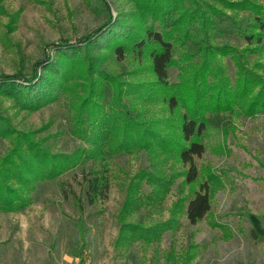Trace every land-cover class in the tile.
Wrapping results in <instances>:
<instances>
[{
	"label": "rangeland",
	"instance_id": "obj_1",
	"mask_svg": "<svg viewBox=\"0 0 264 264\" xmlns=\"http://www.w3.org/2000/svg\"><path fill=\"white\" fill-rule=\"evenodd\" d=\"M195 1L201 7L214 5L223 13V17L214 18L215 45L231 44L240 49L246 46L239 33L247 29L251 15L234 12L225 3L245 0ZM251 1L264 6V0ZM1 5L0 80L9 75L31 76L47 53L51 59L57 57L52 45L59 41L84 47L78 42L108 23V15L112 23L122 13L127 26L140 25L136 6L129 0H3ZM186 5H190L189 0ZM179 14L176 11V16ZM176 20L179 22L178 16ZM148 21L156 29L161 25ZM189 47L176 46L175 52L179 55ZM96 50L90 49L89 54L106 73L118 76L121 81L153 80L145 58L128 54L118 61L99 48ZM259 57L247 54L249 67ZM261 60L264 63V56ZM218 62L228 81L233 82L234 60L219 56ZM180 70V67L169 70L170 83L180 80ZM257 73H264V69ZM109 95L106 91L107 101ZM129 98L124 101L128 103ZM19 105L16 99L0 94V122L24 132L38 131L36 138H45L54 152L71 153L88 148L70 133L71 113L63 94L33 112ZM147 108V119L157 117L159 111H162L159 115L164 113L159 104ZM202 141L205 152L196 158L202 179L206 169L213 170L219 182L213 186L210 211L197 224L189 223L185 214H181L176 229H169L159 240L149 243L136 240L124 247L117 246L121 226L118 214L127 187L132 180L140 181L137 177L140 171H152L158 158L142 149L132 153L122 151L106 155L102 162L87 160L54 180L40 183L31 194V205L24 210L0 212V264H264V115L221 114L209 125ZM10 147L9 139H0V157ZM101 168L107 169L111 180L109 195L103 201L89 204L85 196L86 178ZM163 168L171 175L183 167L171 157ZM182 181V177L176 178L158 204H153L149 196L152 187L142 184L137 193L142 204L140 201L137 211L128 219L145 226L167 221Z\"/></svg>",
	"mask_w": 264,
	"mask_h": 264
},
{
	"label": "trees",
	"instance_id": "obj_2",
	"mask_svg": "<svg viewBox=\"0 0 264 264\" xmlns=\"http://www.w3.org/2000/svg\"><path fill=\"white\" fill-rule=\"evenodd\" d=\"M129 1L136 6L139 26H127L122 13L114 23L108 15V23L78 42L84 47L59 41L52 45L57 57L51 59L47 53L31 76L9 75L0 80V94L16 99L19 106L30 112L63 94L71 113L70 133L88 147L71 153L54 152L45 138H36L38 131L24 132L0 122V139H9L11 143L0 157L1 213L24 210L31 205V194L40 183L54 180L80 163L102 162L106 155L132 153L135 149L158 158L152 171H140L137 175L140 181L132 180L127 187L118 214L121 226L117 246L124 247L136 240L146 243L159 240L169 229H176L181 214H185L189 223L197 224L210 211L213 186L219 179L213 170L207 169L202 179L196 164V158L205 152L202 136L221 114L264 115V73H257L264 69L261 60L264 6L251 0L225 2L232 11L248 12L252 18L247 29L239 33L246 43L240 49L231 44L213 43L214 18L223 17L214 5L201 7L195 0H189V6H185L186 0ZM104 8L109 9L106 4ZM176 11L180 12L179 22ZM148 20L161 25L156 29ZM176 46L178 49L188 46L189 50L178 55ZM98 48L118 61L128 54L145 58L153 80L126 83L106 73L89 54L90 49L98 52ZM247 54H256L260 60L249 67ZM219 56L234 60L233 82L223 74ZM172 67L181 69L180 80L175 84L169 81ZM106 91L110 92L109 101L105 99ZM129 96L126 103L124 99ZM152 104L161 105L164 113L159 115L162 112L159 111L157 117L147 119V106ZM171 157L183 168L169 175L163 164ZM179 177L183 181L167 221L145 226L128 219L137 211L140 201L142 204L137 197L142 184L152 187L149 196L153 204H158ZM110 181L106 168L90 173L85 191L89 204L108 198ZM185 189L189 192L185 193Z\"/></svg>",
	"mask_w": 264,
	"mask_h": 264
}]
</instances>
